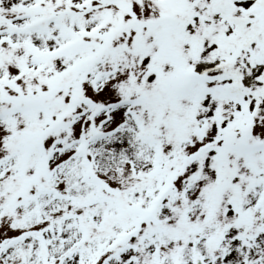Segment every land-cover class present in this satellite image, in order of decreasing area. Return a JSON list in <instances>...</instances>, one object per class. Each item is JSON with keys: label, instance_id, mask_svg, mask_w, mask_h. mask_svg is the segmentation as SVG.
<instances>
[{"label": "snow or ice", "instance_id": "6c2138e0", "mask_svg": "<svg viewBox=\"0 0 264 264\" xmlns=\"http://www.w3.org/2000/svg\"><path fill=\"white\" fill-rule=\"evenodd\" d=\"M0 264H264V0H0Z\"/></svg>", "mask_w": 264, "mask_h": 264}]
</instances>
